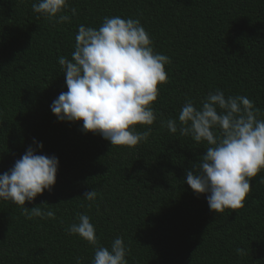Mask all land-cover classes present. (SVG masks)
<instances>
[{
  "label": "trees",
  "instance_id": "obj_1",
  "mask_svg": "<svg viewBox=\"0 0 264 264\" xmlns=\"http://www.w3.org/2000/svg\"><path fill=\"white\" fill-rule=\"evenodd\" d=\"M36 2L0 0V174L33 138L42 142L37 154L59 159L56 183L25 207L55 218L28 219L0 199V264H91L93 245L67 231L79 213L91 217L98 246L123 238L128 264H264V169L243 207L217 213L184 181L209 145L167 128L187 100L199 105L217 89L248 97L264 119V0H68L63 23L36 13ZM113 16L138 19L154 52L170 58L151 104L157 119L133 126L151 135L132 147L50 109L68 90L59 58L71 59L79 25L98 29ZM93 189L95 200L84 198Z\"/></svg>",
  "mask_w": 264,
  "mask_h": 264
},
{
  "label": "clouds",
  "instance_id": "obj_2",
  "mask_svg": "<svg viewBox=\"0 0 264 264\" xmlns=\"http://www.w3.org/2000/svg\"><path fill=\"white\" fill-rule=\"evenodd\" d=\"M33 10L56 23L71 22L64 13L68 0H38ZM75 15L76 9H71ZM71 59L60 57L67 91L61 92L50 109L59 121H83L81 130L99 134L111 145L136 146L147 141L152 129L138 132L137 124L152 125L157 119L151 107L159 94L158 84L167 81L166 55L154 52L150 35L138 19L105 17L96 29L79 25ZM260 109L243 95H228L217 89L209 92L199 105L187 100L178 119H169L170 133L191 135L195 142L209 147L184 181L197 194H205L210 210L222 213L226 208L243 207L252 190V177L264 169V119ZM219 133V134H218ZM21 158L0 174V199L23 206L28 219L55 218V213L40 207H25L56 183L59 159L54 154H37L42 142L33 138ZM264 183V177H261ZM93 189L84 198L95 200ZM95 248L91 264H128V248L117 236L108 247L98 246L91 217L79 213L78 222L67 229ZM236 252L243 255V249ZM76 264H82L80 258Z\"/></svg>",
  "mask_w": 264,
  "mask_h": 264
}]
</instances>
